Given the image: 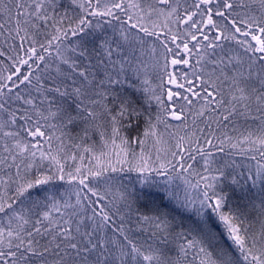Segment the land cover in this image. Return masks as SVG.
Instances as JSON below:
<instances>
[{
  "label": "snow or ice",
  "instance_id": "6c2138e0",
  "mask_svg": "<svg viewBox=\"0 0 264 264\" xmlns=\"http://www.w3.org/2000/svg\"><path fill=\"white\" fill-rule=\"evenodd\" d=\"M0 264H264V0H0Z\"/></svg>",
  "mask_w": 264,
  "mask_h": 264
},
{
  "label": "trees",
  "instance_id": "16d2710c",
  "mask_svg": "<svg viewBox=\"0 0 264 264\" xmlns=\"http://www.w3.org/2000/svg\"><path fill=\"white\" fill-rule=\"evenodd\" d=\"M237 159H239V158H237ZM253 164L255 163V162H252Z\"/></svg>",
  "mask_w": 264,
  "mask_h": 264
}]
</instances>
